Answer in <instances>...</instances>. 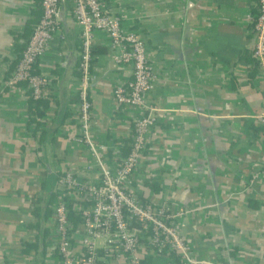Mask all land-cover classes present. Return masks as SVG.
I'll return each instance as SVG.
<instances>
[{
    "label": "crops",
    "instance_id": "crops-1",
    "mask_svg": "<svg viewBox=\"0 0 264 264\" xmlns=\"http://www.w3.org/2000/svg\"><path fill=\"white\" fill-rule=\"evenodd\" d=\"M123 27L146 43L154 81L146 101L157 121L146 137L133 186L143 201L188 211L179 220L193 257L213 264H264V73L252 55L258 0H105ZM41 0H0V73L17 59L42 16ZM82 29L67 4L36 70L53 77L57 120L45 137L28 135V96L0 84V264H60L20 236L46 217L58 176H85L89 162L59 128H75L73 81ZM106 33L93 34L92 137L116 150L131 141L139 111L113 91L132 78L116 64ZM6 73V72H5ZM6 76V74H5ZM52 211V209H51ZM36 232V231H35ZM44 241V244L47 240ZM23 247V248H22ZM145 264H165L146 256ZM112 264H119L113 262Z\"/></svg>",
    "mask_w": 264,
    "mask_h": 264
},
{
    "label": "built area",
    "instance_id": "built-area-1",
    "mask_svg": "<svg viewBox=\"0 0 264 264\" xmlns=\"http://www.w3.org/2000/svg\"><path fill=\"white\" fill-rule=\"evenodd\" d=\"M258 2L252 55L264 73V0ZM65 4L82 29V40L78 51V75L72 85L78 98L74 106L77 123L71 131L59 128L58 134L66 139L68 147H76L87 155L89 162L85 166V176L66 171L57 178L55 201L51 206L53 215L49 222L51 227L44 244L46 251L57 256L60 264H145V257L150 255L163 257L165 264H213L195 259L192 246L181 235L179 220L188 211L174 209L167 202L143 201L134 189L133 177L143 161L146 137L157 121V109L146 101L154 74L145 40L126 30L105 0H41L42 16L10 78L5 76L9 71L7 66L0 73V84L13 85L35 100L50 103L44 116H32L41 123V128L50 129L56 122L53 107L57 99L55 81L53 77L34 72L59 29L61 8ZM95 32L106 33L110 48L115 52L121 50L116 59L117 66L128 65L132 70V78L113 91L118 107L127 106L139 111V116L133 120L131 141L122 146L127 148V153L92 137L94 122L90 91L94 78L92 44ZM255 118L264 124V106ZM37 127L35 122L31 123L28 135L40 138ZM29 234L36 232L23 233L21 243L29 241ZM33 260L30 257L27 264H34Z\"/></svg>",
    "mask_w": 264,
    "mask_h": 264
},
{
    "label": "trees",
    "instance_id": "trees-1",
    "mask_svg": "<svg viewBox=\"0 0 264 264\" xmlns=\"http://www.w3.org/2000/svg\"><path fill=\"white\" fill-rule=\"evenodd\" d=\"M23 51V49H21L19 52V55L17 57L16 60H14L12 63H10V69L9 71H7L5 74H6V78L9 79L10 78V74H11V71L15 68V66L18 64V61L21 57V52ZM94 51L92 50V53ZM34 73H39L37 70H35ZM77 75H78V72H77ZM29 95V94H28ZM27 114L29 116V125L31 123H36L37 124V130H39L41 133H40V140H42L44 137H45V133L47 132V129L46 128H41L40 125L41 123L39 122H36V120L34 118H32V116H44L47 112V110H49L50 108V103L46 100H35L33 99L30 95L28 96V100H27ZM55 193H53L52 195V200H51V205L49 206V209L50 210H47L46 212V217L51 215L52 214V204L54 203L55 201ZM70 208H72V206H70ZM71 217L74 218V214H71ZM31 228L35 229L36 233H37V243L36 244H32V245H26V248L25 250H29V248H34L36 251H40L41 250V247L44 246V241L47 237V231L45 229H42L40 224L37 223L36 225H33Z\"/></svg>",
    "mask_w": 264,
    "mask_h": 264
},
{
    "label": "water",
    "instance_id": "water-1",
    "mask_svg": "<svg viewBox=\"0 0 264 264\" xmlns=\"http://www.w3.org/2000/svg\"><path fill=\"white\" fill-rule=\"evenodd\" d=\"M61 9H62V12H63V11H64V6H62V8H61Z\"/></svg>",
    "mask_w": 264,
    "mask_h": 264
}]
</instances>
